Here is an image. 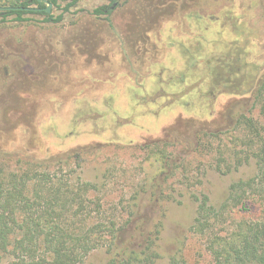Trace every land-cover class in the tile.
I'll use <instances>...</instances> for the list:
<instances>
[{
  "label": "rangeland",
  "instance_id": "1",
  "mask_svg": "<svg viewBox=\"0 0 264 264\" xmlns=\"http://www.w3.org/2000/svg\"><path fill=\"white\" fill-rule=\"evenodd\" d=\"M112 1L80 0L65 10L70 0H59L52 16L60 22L27 14L24 21L11 16L0 24V164L17 166L4 153L18 130L28 137L25 123L34 117L52 150L104 144L84 156L78 172L105 183L99 194L105 203L122 201L136 210L119 242L137 248L140 231L160 229L156 264H212L191 227L197 198L206 194L220 205L234 181L256 171L252 161L240 166L231 149L235 137L242 142L248 134L243 116L263 120L264 0H120L112 15L95 14ZM147 35L158 51H146ZM124 52L140 55L146 65L137 85L120 68ZM86 77L103 85L89 87ZM178 121L182 133L160 145L171 156L165 168L151 152L152 141ZM214 121L230 128L222 135L195 133ZM221 156L232 172L224 162L218 167ZM110 259L101 249L87 263Z\"/></svg>",
  "mask_w": 264,
  "mask_h": 264
},
{
  "label": "trees",
  "instance_id": "2",
  "mask_svg": "<svg viewBox=\"0 0 264 264\" xmlns=\"http://www.w3.org/2000/svg\"><path fill=\"white\" fill-rule=\"evenodd\" d=\"M49 1L55 6L59 4V0ZM79 2L70 0L65 10ZM33 4L46 8L39 0H0V24L11 16L24 21L27 14H44L47 21L62 19L45 10L29 9ZM113 10L104 6L96 9L95 14L110 16ZM134 60L131 55L125 67L120 68L137 85L147 76L143 71L146 66L136 65ZM117 69H110V74L116 75ZM138 75L141 77L136 81ZM85 82L93 88L103 85H92L87 77ZM262 88L258 98L261 97L263 120L243 116L240 122L248 134L242 142L235 137L231 149L240 166L245 161L255 163V174L234 181L220 205L212 204L206 194L197 198L199 204L191 228L204 239L212 264H264V84ZM35 120L34 117L25 123L28 137L17 129L20 136L14 145L8 144L6 149L10 150L4 153V158L16 160L17 166L11 169L7 163L0 164V264H88L89 257L101 249L110 254L109 264H156L160 257L156 248L160 229L149 234L140 231L143 239L137 248L121 244L122 233L133 224L136 210L122 201L118 206L105 203L99 195L105 183L86 181L78 172L85 164L84 156L95 147L100 151L104 144L69 152L52 150L43 142ZM217 122L199 124L194 131L222 135L230 128ZM182 129V122L178 121L163 130V139L152 141L156 150L151 152L165 168L171 156L160 145H170ZM145 145L140 146L141 150L146 149ZM42 146L47 149L40 151ZM242 146L245 149L238 150ZM222 162L232 172L224 156L220 157L218 167ZM109 210L122 214V222L116 215L110 216ZM171 264L178 262L173 259Z\"/></svg>",
  "mask_w": 264,
  "mask_h": 264
},
{
  "label": "flooded vegetation",
  "instance_id": "3",
  "mask_svg": "<svg viewBox=\"0 0 264 264\" xmlns=\"http://www.w3.org/2000/svg\"><path fill=\"white\" fill-rule=\"evenodd\" d=\"M40 1V0H39ZM49 1V0H48ZM50 2V1H49ZM120 0H113L112 1V3H110V4H108V5H104V6H109V7H112L114 10H113V12H112V14L114 13V11L120 6ZM41 4H44V5H46V8L48 7V4H46V3H44V2H40ZM51 3V2H50ZM53 4V3H52ZM78 5V4H77ZM76 5V6H77ZM55 5L53 4V7H54ZM104 6H102V7H104ZM46 8H40L39 7V5L37 4L36 5V7H34V4L29 8V9H31V10H45L46 11ZM52 12H53V8H52V11L50 12V13H48V14H52ZM111 14V15H112ZM44 15V14H43ZM46 16V15H45ZM105 16H108V15H105ZM47 17V16H46ZM184 18H186V16L184 15ZM61 20H59V21H48V22H60ZM147 37H148V39L146 40V43H145V45H146V51L148 50V51H158L157 49H155V48H157L156 46V44L158 43V42H154V40L152 39V37L149 35H147ZM145 48V47H144ZM141 51H143V48L141 49ZM131 55H133V53L131 52V54L130 53H123V54H121V56H122V60H121V65H120V67H125V65L127 64V62H128V60H129V58L131 57ZM133 56H135V60H134V62H135V64L136 65H141V67L142 66H144V64L141 62V57H140V55L138 56V55H136L135 53H134V55ZM143 61V60H142ZM146 66V65H145ZM128 67V66H127ZM126 67V68H127ZM114 70V69H113ZM139 71H140V68H139ZM139 71H138V73H139ZM81 85H83V84H81ZM85 86V85H84Z\"/></svg>",
  "mask_w": 264,
  "mask_h": 264
},
{
  "label": "water",
  "instance_id": "4",
  "mask_svg": "<svg viewBox=\"0 0 264 264\" xmlns=\"http://www.w3.org/2000/svg\"><path fill=\"white\" fill-rule=\"evenodd\" d=\"M40 2H44V3L48 4V7L46 8L47 13H50L52 11V8H53L52 3H50L48 0H40Z\"/></svg>",
  "mask_w": 264,
  "mask_h": 264
}]
</instances>
